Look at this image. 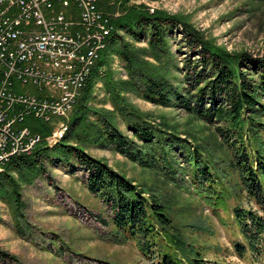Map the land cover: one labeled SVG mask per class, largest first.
<instances>
[{"label": "trees", "instance_id": "obj_1", "mask_svg": "<svg viewBox=\"0 0 264 264\" xmlns=\"http://www.w3.org/2000/svg\"><path fill=\"white\" fill-rule=\"evenodd\" d=\"M128 1L121 3L122 9H111L106 1L99 0L101 7L119 13L114 17L116 31L86 82L71 114L69 128L56 145L50 147L44 141L31 154L13 158L0 173V200L10 204L18 215L23 207L22 183H31L49 173L54 164L77 163L87 171L85 183L89 191L101 196L113 211L116 226L124 229L127 238L136 241L144 255L151 257L162 235L167 248L160 252L161 264H203L198 258L201 252L183 236L170 231L173 221L164 204L147 195L106 160L88 152L90 147L106 149L115 145L120 155L142 166H159L163 160L172 168L178 160L176 151H186L197 195L209 203L226 205L229 189L223 177L229 178V172H221L213 154L204 156L206 150L192 147L193 137L182 138L173 127L165 123L158 126L143 117L122 94L127 87L147 101L183 110L214 127L225 147L224 161L237 174L239 190L254 197L263 212L260 215L258 211L236 206L235 221L245 240L236 249L240 254L246 247L261 253L264 247V56L254 57L247 51L229 52L183 16L163 9L151 13L144 4L128 6ZM118 30L136 41L147 40L144 55L154 57L162 65L142 63ZM176 30L183 34V42L191 52L182 66L170 54L169 41ZM114 54L123 61L128 79L118 80L112 74L110 56ZM162 56L169 58L166 66ZM103 67L107 69L101 77L99 71ZM99 80L115 115L89 104L96 97L93 90ZM116 115L124 120L128 133L119 127ZM52 129L49 125H37L34 130L47 137Z\"/></svg>", "mask_w": 264, "mask_h": 264}, {"label": "rangeland", "instance_id": "obj_2", "mask_svg": "<svg viewBox=\"0 0 264 264\" xmlns=\"http://www.w3.org/2000/svg\"><path fill=\"white\" fill-rule=\"evenodd\" d=\"M105 1L106 6L109 4L111 9H122L121 3L125 2ZM141 4L149 7L151 13L163 9L183 16L229 52L247 51L254 57L264 56V0L127 2L128 6ZM99 7L112 13L100 5ZM112 23L114 24V19ZM118 33L131 43L142 63L162 65L154 57L144 55L148 47L147 40L136 41L123 31L118 30ZM112 36L100 52L99 59ZM169 44L170 54L182 66L186 56L191 55L190 48L183 42V34L178 30L174 31ZM110 60L114 77L118 80L128 79L123 61L115 54L110 56ZM162 60L166 66L169 58L162 56ZM106 69L107 67L101 68L99 76L103 77ZM122 94L127 103L143 117L158 126L165 123L173 127L182 138L193 137L192 147L206 150L204 156L211 153L218 159L221 172L231 173L228 174L229 178L223 177L224 185L229 189L226 205L209 203L203 196L197 195L186 151H176L178 160L172 168L163 163V160L159 166H142L120 155L115 145L106 149L90 147L88 152L106 160L114 169L146 191L147 195L154 196L164 204L173 221L170 231L180 234L193 244L201 252L198 258L202 259L203 264H264V247L259 254L248 247L242 254L236 249L237 244H245L235 221L236 206L258 211L260 215L263 212L254 197L239 190L237 174L224 161L225 147L214 127L183 110L147 101L131 88L125 87ZM93 97L89 104L115 115L112 102L100 80L95 84ZM32 120L35 125H49L53 128L61 119L55 117L49 124L43 120L29 119L26 124H30ZM116 121L128 133L126 124L119 115H116ZM86 177L87 171L77 163L61 162L60 165H52L49 173L33 182L21 184L23 207L18 215L10 204L0 200V264H161L160 252L167 248L162 235L158 238L151 257L144 255L136 241L127 238L124 229L116 226L113 211L101 196L89 191L85 183Z\"/></svg>", "mask_w": 264, "mask_h": 264}, {"label": "built area", "instance_id": "obj_3", "mask_svg": "<svg viewBox=\"0 0 264 264\" xmlns=\"http://www.w3.org/2000/svg\"><path fill=\"white\" fill-rule=\"evenodd\" d=\"M98 1L0 0V173L13 158L44 141L52 147L67 132L69 114L116 31L119 13ZM55 117L61 120L47 137L33 120L26 124Z\"/></svg>", "mask_w": 264, "mask_h": 264}]
</instances>
